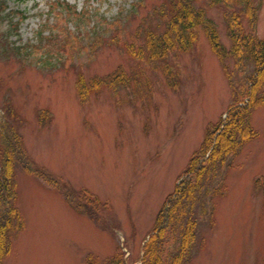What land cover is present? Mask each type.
Wrapping results in <instances>:
<instances>
[{"label":"rangeland","instance_id":"obj_1","mask_svg":"<svg viewBox=\"0 0 264 264\" xmlns=\"http://www.w3.org/2000/svg\"><path fill=\"white\" fill-rule=\"evenodd\" d=\"M259 1L255 32L264 37ZM170 3L0 0V117L15 122L36 163L113 209L100 226L18 166L17 205L25 228L5 264H88L89 255L104 263L119 246L129 264L141 263L159 210L208 128L226 118L238 97L203 32L191 51L172 52L167 60L148 64L129 53L128 45L146 42L148 30L165 29ZM198 5L231 46L223 11L206 1ZM70 10L83 15L82 28ZM250 62L242 70L227 61L239 91L254 70ZM117 68L126 72L129 86L81 94L80 81L90 86ZM42 110L50 117L40 119ZM252 120L259 137L194 195L197 236L180 264H264V105ZM176 235L165 264L179 252Z\"/></svg>","mask_w":264,"mask_h":264},{"label":"trees","instance_id":"obj_2","mask_svg":"<svg viewBox=\"0 0 264 264\" xmlns=\"http://www.w3.org/2000/svg\"><path fill=\"white\" fill-rule=\"evenodd\" d=\"M202 1H206L210 7L218 6L223 11L231 46L224 44L217 24L208 17L204 6L198 5ZM170 2L168 12H164L165 29L159 32L148 30L146 42L138 47L128 45L129 53L148 64L167 60L172 52L191 51L199 39V33L203 32L207 35L213 52L219 57L231 87L238 92V97L229 106L226 118L208 128L201 147L192 155L176 191L168 196L159 210L155 225L143 245L140 264H165L164 253L167 245L177 238L176 233L180 236V247L171 264H180L185 260L196 239L199 225L194 212V195L200 193L201 182L224 167L230 156L238 155L248 142L259 137L260 133L253 124L252 116L264 105V37H258L255 32L261 1ZM70 13L76 15L77 27L82 28L83 15L74 10H70ZM228 59L235 60L242 70H246V63L251 61L254 70L246 79L244 90L236 88ZM165 70L172 73L169 64L165 65ZM173 76L170 78H174ZM129 83L126 72L117 68L106 76L95 77L90 81V86L82 81L79 84L81 94L85 97V92H95L107 86L118 90L119 85L129 86ZM173 84L175 83H170ZM44 117H50L49 112L42 110L40 119L44 120ZM0 166V264H5L6 258L11 254L14 238L25 228V219L17 205L18 186L15 174L18 166L58 189L76 211L86 214L96 224L102 226L104 220L113 214V209L111 211L107 202L87 190H75L36 163L25 148L18 126L5 116L0 117ZM179 227H182L181 230ZM125 256L126 251L119 246L116 254L104 263H100L93 255H89L87 261L88 264H129Z\"/></svg>","mask_w":264,"mask_h":264}]
</instances>
